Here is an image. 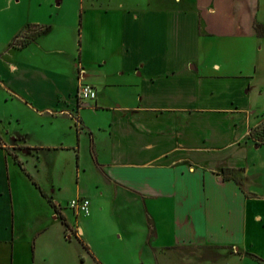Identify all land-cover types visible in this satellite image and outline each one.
Segmentation results:
<instances>
[{"label":"crops","instance_id":"obj_1","mask_svg":"<svg viewBox=\"0 0 264 264\" xmlns=\"http://www.w3.org/2000/svg\"><path fill=\"white\" fill-rule=\"evenodd\" d=\"M126 5L2 55L0 264L264 260V0Z\"/></svg>","mask_w":264,"mask_h":264},{"label":"rangeland","instance_id":"obj_2","mask_svg":"<svg viewBox=\"0 0 264 264\" xmlns=\"http://www.w3.org/2000/svg\"><path fill=\"white\" fill-rule=\"evenodd\" d=\"M93 1L98 6L108 7L118 4V2L137 7L142 2V0H0V75L6 71L2 55L9 43L14 47H22L35 38L42 29L28 25L32 24L34 20H41L46 14L44 13L46 10L61 8L65 23L68 21L70 24L72 17L74 23L75 15L80 8L90 7V4L94 3ZM59 2H61L60 5H58ZM25 27L27 28L23 30ZM21 30L23 31L21 32ZM2 93L3 90L0 87V112L3 110ZM0 128H3L1 124ZM245 264H264V260L248 256Z\"/></svg>","mask_w":264,"mask_h":264},{"label":"built area","instance_id":"obj_3","mask_svg":"<svg viewBox=\"0 0 264 264\" xmlns=\"http://www.w3.org/2000/svg\"><path fill=\"white\" fill-rule=\"evenodd\" d=\"M97 98L96 88L88 83H82L79 87L77 99L79 106L82 107L88 102ZM90 200L84 197L75 198L70 201L69 207L74 211L76 216H87L90 212Z\"/></svg>","mask_w":264,"mask_h":264},{"label":"trees","instance_id":"obj_4","mask_svg":"<svg viewBox=\"0 0 264 264\" xmlns=\"http://www.w3.org/2000/svg\"><path fill=\"white\" fill-rule=\"evenodd\" d=\"M42 30L40 31V33L42 32ZM35 38H32L26 44L22 45V47H24V46L28 45L29 43H31ZM251 137L254 138L258 143H264V122L260 126H258L256 129L252 130ZM16 161L23 168V165L19 162V160L16 159ZM23 170L26 171L24 168H23ZM227 171H230V170H226L225 172H227ZM43 195L46 196L45 194H43ZM57 212H58V215L61 217L62 221L64 223H66V220L63 217V215L58 210H57Z\"/></svg>","mask_w":264,"mask_h":264}]
</instances>
